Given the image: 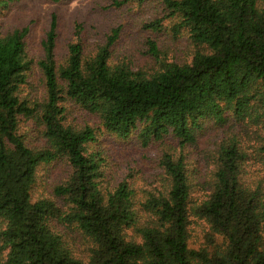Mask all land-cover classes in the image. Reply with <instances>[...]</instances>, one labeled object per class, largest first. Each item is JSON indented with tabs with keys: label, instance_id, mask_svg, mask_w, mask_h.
Masks as SVG:
<instances>
[{
	"label": "trees",
	"instance_id": "trees-1",
	"mask_svg": "<svg viewBox=\"0 0 264 264\" xmlns=\"http://www.w3.org/2000/svg\"><path fill=\"white\" fill-rule=\"evenodd\" d=\"M16 0H0V7ZM57 2L59 0H51ZM143 2L144 0H133ZM173 30L187 32L199 49L189 62L160 61L153 40L148 52L159 69L132 70L109 62L118 29L86 56L79 40L67 57L55 55L52 17L36 61L45 87L42 102L24 96L34 60L28 28L0 32V249L5 264H264V196L243 179L246 152L236 138L217 148L213 184L207 198L192 200L184 157L164 152L160 163L168 185L140 202L126 181L102 190V160L90 144L104 130L120 138L133 132L141 144L172 134L179 150L195 140L200 121L245 117L264 120V0H163ZM120 4V2L116 3ZM161 20L145 25L161 29ZM69 99L95 114L100 127L65 122ZM38 116L45 145L30 147L21 132L24 119ZM264 154V137L258 148ZM60 156L72 172L54 193L65 209L48 198L32 199L37 167ZM191 216L205 220L224 244L212 251L188 245ZM66 226L91 243L86 260L75 256Z\"/></svg>",
	"mask_w": 264,
	"mask_h": 264
},
{
	"label": "rangeland",
	"instance_id": "rangeland-1",
	"mask_svg": "<svg viewBox=\"0 0 264 264\" xmlns=\"http://www.w3.org/2000/svg\"><path fill=\"white\" fill-rule=\"evenodd\" d=\"M120 2V4H116ZM163 0H16L0 7V32L6 34L14 29L28 28L25 44L29 57L34 62L28 73L24 96L31 103L42 102L45 87L42 73L36 61L42 57V40L49 29L52 17L56 19L55 55L62 64L71 42L79 40L86 56L94 54L106 41L111 30L118 29V38L111 47L109 62L125 63L132 70L152 72L160 63L148 52V40L155 42L160 61L189 62L195 50L199 49L183 29L173 30V18L165 17ZM155 19L161 20V29L145 27ZM65 122L79 128L84 125L100 127L97 115L91 114L78 104L67 99L65 102ZM200 129L195 132V140L179 150L178 141L172 135L161 140H151L146 146L141 144L137 133L128 138H120L104 130L97 132V139L90 144L91 149L100 154L102 160V190L112 189L126 181L134 190V199L139 215L146 212L139 205L150 196L158 195L168 185V178L160 159L164 152L184 157L186 170L191 182V197L196 203L207 198L211 191L216 167L217 148L223 141L236 138L246 152L243 179L251 187L258 186L264 196V154L258 148L264 137V120L256 121L248 116L236 120L230 113L226 121L217 123L212 118L200 121ZM21 132L30 147L45 145L43 126L38 116L24 119ZM72 168L66 157L60 156L37 167L31 192L32 199L48 198L65 209L66 202L54 193V188L70 176ZM75 256L86 260L91 243L80 232L58 225ZM190 248H206L209 251L224 244L220 235L210 231L209 224L191 216L188 226ZM7 251L0 249V264H5Z\"/></svg>",
	"mask_w": 264,
	"mask_h": 264
}]
</instances>
